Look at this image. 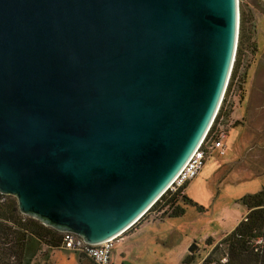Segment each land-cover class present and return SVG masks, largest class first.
Returning a JSON list of instances; mask_svg holds the SVG:
<instances>
[{
  "label": "water",
  "instance_id": "water-1",
  "mask_svg": "<svg viewBox=\"0 0 264 264\" xmlns=\"http://www.w3.org/2000/svg\"><path fill=\"white\" fill-rule=\"evenodd\" d=\"M238 31L239 0H0V193L88 245L126 233L206 137Z\"/></svg>",
  "mask_w": 264,
  "mask_h": 264
},
{
  "label": "rangeland",
  "instance_id": "rangeland-1",
  "mask_svg": "<svg viewBox=\"0 0 264 264\" xmlns=\"http://www.w3.org/2000/svg\"><path fill=\"white\" fill-rule=\"evenodd\" d=\"M239 4L252 18L251 38L242 57L243 88L231 98L235 111L222 142L224 154L213 151L187 183L185 193L195 206L178 218H144L138 229L113 242L111 264H186L188 256L201 262L243 220L246 210L238 199L264 187V0ZM36 249L28 264H81L74 251Z\"/></svg>",
  "mask_w": 264,
  "mask_h": 264
},
{
  "label": "trees",
  "instance_id": "trees-1",
  "mask_svg": "<svg viewBox=\"0 0 264 264\" xmlns=\"http://www.w3.org/2000/svg\"><path fill=\"white\" fill-rule=\"evenodd\" d=\"M251 20L249 11L239 4V31L235 59L224 97L205 141L211 139L217 141V135L221 131L226 134V127L230 123L234 108L231 98L243 88L242 57L251 38L249 35ZM187 186L188 184L174 192L170 189L166 191L146 215L127 232L138 229L144 218L148 216L182 217L187 207L195 206L185 193ZM238 202L246 210L243 220L218 242L202 264H264V187L258 192L242 196ZM199 209L203 210L201 207ZM207 244L212 243L207 241ZM35 246L38 247L37 249L43 246L50 251L64 249V237L62 233L22 215L16 199L0 193V264H28V255L31 251L34 252ZM78 256L81 264H94L83 254L78 253ZM192 261L193 257L188 256L183 262L192 264Z\"/></svg>",
  "mask_w": 264,
  "mask_h": 264
},
{
  "label": "built area",
  "instance_id": "built-area-1",
  "mask_svg": "<svg viewBox=\"0 0 264 264\" xmlns=\"http://www.w3.org/2000/svg\"><path fill=\"white\" fill-rule=\"evenodd\" d=\"M225 136L226 134L221 131L217 135V141L212 139L210 141H205L204 138L176 176L169 189L174 192L184 187L189 181L195 178L213 151L220 150V153L224 154V144H222V142ZM62 235L64 237V249L83 254L94 264H111L113 242L118 237L106 240L98 245H88L82 241L81 237L74 233L64 232ZM205 259L206 258L203 260ZM203 260L196 264H202ZM223 261H225V259Z\"/></svg>",
  "mask_w": 264,
  "mask_h": 264
},
{
  "label": "crops",
  "instance_id": "crops-1",
  "mask_svg": "<svg viewBox=\"0 0 264 264\" xmlns=\"http://www.w3.org/2000/svg\"><path fill=\"white\" fill-rule=\"evenodd\" d=\"M234 111H235V109H233V113H232V115H231V119H232V116L234 115Z\"/></svg>",
  "mask_w": 264,
  "mask_h": 264
}]
</instances>
